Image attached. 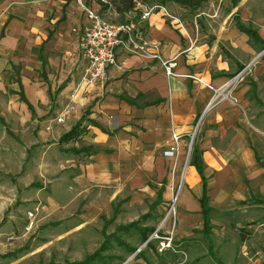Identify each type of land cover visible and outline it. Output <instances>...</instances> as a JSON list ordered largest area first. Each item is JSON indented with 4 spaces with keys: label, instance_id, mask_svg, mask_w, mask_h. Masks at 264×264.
Masks as SVG:
<instances>
[{
    "label": "crops",
    "instance_id": "crops-1",
    "mask_svg": "<svg viewBox=\"0 0 264 264\" xmlns=\"http://www.w3.org/2000/svg\"><path fill=\"white\" fill-rule=\"evenodd\" d=\"M249 3L250 0H239L235 9L240 10L238 18L242 23L250 21L256 26L259 19L249 11ZM164 5L183 21L194 40L191 46L176 25L160 12L142 20L137 9L123 14L112 9L118 18L136 24L137 32L148 43V51L157 53L159 58L131 54L119 45L117 57L125 65L109 66L104 80L82 85L73 92L84 66L78 35L71 30L85 21L76 1L0 0V120L13 123L12 131H7L11 137H28L23 148L34 146L40 166L45 163V141L53 130L58 171L54 183L61 194L57 200L70 197L68 200L74 201L82 196L87 201L79 215L83 222L99 217L120 220L123 214L132 211L128 223L134 225L137 217L133 213L147 214L152 206L159 214L167 191L162 194L157 189L155 193L150 185H161L168 179L166 171L173 163V158L165 157L162 151L172 143V135L176 133L180 135L178 155L181 154L201 115L196 145L201 151L208 204L211 193L220 196L226 193V182L235 172L264 167V163L257 162L246 131L249 122L244 95L249 89L248 82L239 83L237 89H227L230 99L210 103L213 92L185 76L195 75L214 87L222 86L236 75L238 63L242 67L246 63L234 56L227 57L225 51L231 55L233 52L219 46V39L226 37L231 43L234 37L247 38L248 34L239 30L236 21L227 34L221 29L216 28V32L211 29L212 25L223 27L227 22L217 17L213 7L208 12L198 8L187 18L186 8L174 2ZM202 25L208 27L207 32L214 31L210 42ZM173 57L177 75L170 76L165 73L162 61ZM255 77L257 82L264 83ZM49 89L56 91L58 111L67 102L75 106L64 119V122L68 119L67 124L52 130L51 124L47 129L46 120ZM21 93L26 101L20 98ZM80 119V132L69 140H60ZM186 170L190 175L177 208L184 215V223L202 218L199 203L202 182L192 165ZM88 194L91 197L86 199ZM214 202L215 199L209 206ZM120 204L131 211H119ZM117 226L126 225L119 221ZM144 228L145 232L154 231L150 225Z\"/></svg>",
    "mask_w": 264,
    "mask_h": 264
},
{
    "label": "rangeland",
    "instance_id": "rangeland-1",
    "mask_svg": "<svg viewBox=\"0 0 264 264\" xmlns=\"http://www.w3.org/2000/svg\"><path fill=\"white\" fill-rule=\"evenodd\" d=\"M84 1L109 21H126L113 13L110 0ZM238 1L207 0L199 8L206 12L214 8L217 17L221 16L227 22L222 24L223 27L212 25L210 28L215 32L216 28L227 31V34L232 31L236 18L241 16L240 10L235 9ZM230 11H233L232 14L226 17ZM249 11L258 17L259 24L252 26L250 21L245 23L264 39V0H250ZM194 12L187 10L185 17H190ZM207 28L202 25V31L207 33L206 39L210 42L214 31L207 32ZM245 37H234L231 42L233 45L226 37H222L218 45L232 50V55L225 51L227 57L234 56L246 63L244 67L237 64V68H240L237 73L247 65L243 75L230 83L228 91L237 89L239 83L248 82L249 89L244 95L249 122L246 131L256 158L264 163V83H258L255 77L264 82V42L250 35ZM252 87L253 94L250 92ZM47 97V129L49 124L51 130L56 126H65L68 119L61 124L55 122L59 112L56 91L49 89ZM224 100L219 98L216 102ZM201 122L194 133L187 166L192 145L200 137ZM11 127L13 123L0 120V264H264V167L257 165L260 170L237 171L226 182V193L222 196L211 193L209 204L214 199L215 202L209 212V229H204L202 218L188 219L184 223V215H180L177 208L190 175L189 170L186 171L187 166H184L188 136L184 151L178 155L179 159L178 156L173 159L166 171V174L169 173L168 179L163 180L161 185H150L155 193L157 189L162 190V194L164 190L167 191V199L163 200L159 214L154 206L147 214L133 213L137 217V224L133 225L128 223L132 211L120 204L119 211H131L129 215L123 214L120 220H116V217L111 221L99 217L83 222L79 215L87 201L82 196L74 201L68 200L70 197L63 201L57 200L58 197L61 199V194L54 183L58 171L55 166L57 150L53 144V130L45 141L46 158L44 165L40 166L36 161L39 154L34 146L23 148L24 143H28V137H11L7 132ZM3 129L6 136L2 138ZM33 129L30 128V132ZM179 185L178 197L173 204L172 199ZM90 197L91 194H88L86 199ZM146 204L150 205L149 202ZM172 204L174 207L167 215ZM28 211L34 213V226L27 231ZM119 221L125 222L126 226H117ZM147 225L154 229L159 227L160 233H170L172 247L160 250L155 239L147 241L153 231L145 232L144 227ZM145 233L148 234L143 239Z\"/></svg>",
    "mask_w": 264,
    "mask_h": 264
},
{
    "label": "built area",
    "instance_id": "built-area-1",
    "mask_svg": "<svg viewBox=\"0 0 264 264\" xmlns=\"http://www.w3.org/2000/svg\"><path fill=\"white\" fill-rule=\"evenodd\" d=\"M75 1L80 9H82L84 12L85 21L78 26L72 27L71 29L78 35L77 44L81 57L84 60L82 72L79 75L73 92L78 90L82 85H90L104 80L107 76V68L109 66L121 68L125 65V61L117 57V48L119 45H123V47L131 54L159 58L157 53L148 51V43L140 36L139 32H137L136 24L133 21H109L102 17L94 7L87 5L84 0ZM134 9L139 10V18L142 20L147 19L154 12H160L162 16L169 19L186 36L190 46L193 44L194 40L187 33L183 21L178 16L172 14L164 4L156 2L143 3L139 0H136ZM162 65L167 75H177V73H175L173 70V68L176 66L175 57L162 61ZM245 69L246 67L240 70L232 80L230 79L220 87H214L209 82L203 81L200 77L195 75L186 74L185 76L192 77L213 92L210 100L211 103L218 100L219 98L230 99L227 89L235 78H239L243 75ZM74 109L75 106L73 103H65L56 115L55 122L58 124L63 123L65 117L74 111ZM192 132L189 135V139L192 135ZM179 140L180 135L173 133L172 143L163 149L162 154L165 157H170L173 159L177 158ZM189 152L190 151L188 150L187 155H189ZM187 155L186 158L188 161ZM184 166L186 168L187 164ZM179 190L180 185L177 187L174 199H172L173 204L178 197ZM173 204L172 207H170L167 215H169L173 209ZM33 226L34 213L32 211H28L25 229L28 231ZM151 239H155L157 241V246L160 250L172 247V236L170 233H160L159 227L152 231V233L148 236L147 241Z\"/></svg>",
    "mask_w": 264,
    "mask_h": 264
},
{
    "label": "trees",
    "instance_id": "trees-1",
    "mask_svg": "<svg viewBox=\"0 0 264 264\" xmlns=\"http://www.w3.org/2000/svg\"><path fill=\"white\" fill-rule=\"evenodd\" d=\"M135 1L136 0H110V2H112V4H113L114 10L118 14H123V13L129 12V11H132L135 7ZM139 1H141L143 3H154V2H156V3H161V4H165L168 2H174L178 5L186 8L190 12L191 11L194 12L197 10V8H199L207 0H139ZM236 26L239 28V30L247 33L253 39L260 41L262 43L264 42V39H262L257 34L255 29H253L249 25L242 23L239 20V18L236 19ZM250 92H252V94H253L254 87L250 88ZM20 98L22 100L26 101V99L22 93L20 94ZM93 123L95 125L99 126L103 130L101 125H99L95 121H93ZM80 124H81V119L75 125H73L69 131L62 134L60 136V140H62V141L63 140H69V139L75 137L78 134V132H80V128H79ZM257 161L260 165H263V163H261L258 159H257ZM188 165H192L195 168V170L198 173V176L200 177V180L202 182V193H201V196L199 197V203L201 206L203 226H204V229L207 230V229H209V212L211 210V207L208 204V197L206 195V184H207V182H206V177L204 176V173H203V161L201 158V151L199 150V148L197 147V145L195 143H193V145H192ZM158 195H160V193H158ZM147 234L148 233L144 234L143 239H145L147 237Z\"/></svg>",
    "mask_w": 264,
    "mask_h": 264
},
{
    "label": "water",
    "instance_id": "water-1",
    "mask_svg": "<svg viewBox=\"0 0 264 264\" xmlns=\"http://www.w3.org/2000/svg\"><path fill=\"white\" fill-rule=\"evenodd\" d=\"M201 117H202V115L198 118V120H197V122H196V124H195V128H194V130H193V132H192V135H191V137H190V139H189V147H188V150L190 151V148H191V144H192V142H193V138H194V133H195V130H196V128L198 127V125H199V121H200V119H201ZM188 156V155H187ZM187 164V158H186V160H185V165Z\"/></svg>",
    "mask_w": 264,
    "mask_h": 264
},
{
    "label": "bare ground",
    "instance_id": "bare-ground-1",
    "mask_svg": "<svg viewBox=\"0 0 264 264\" xmlns=\"http://www.w3.org/2000/svg\"><path fill=\"white\" fill-rule=\"evenodd\" d=\"M186 171H187V170H186ZM188 172H189V171H188ZM188 172H187V173H188ZM183 174H184V173H183ZM185 175H186V174H185Z\"/></svg>",
    "mask_w": 264,
    "mask_h": 264
}]
</instances>
